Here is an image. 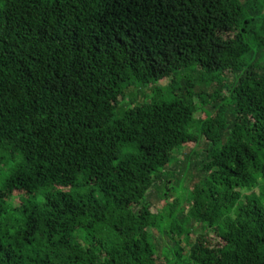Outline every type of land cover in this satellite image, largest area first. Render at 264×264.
<instances>
[{"label": "trees", "instance_id": "1", "mask_svg": "<svg viewBox=\"0 0 264 264\" xmlns=\"http://www.w3.org/2000/svg\"><path fill=\"white\" fill-rule=\"evenodd\" d=\"M158 250L264 264V0H0V264Z\"/></svg>", "mask_w": 264, "mask_h": 264}, {"label": "rangeland", "instance_id": "2", "mask_svg": "<svg viewBox=\"0 0 264 264\" xmlns=\"http://www.w3.org/2000/svg\"><path fill=\"white\" fill-rule=\"evenodd\" d=\"M173 82V81H172ZM168 84V82L167 81H162V85H167ZM134 91H136V89H131L130 90V92H134ZM196 117H204V113H201L200 111L196 114ZM206 142L203 140L202 142H201V146H200V149L199 150H203L204 149V147L206 148ZM179 158H184V154L183 155H181V154H179V155H177ZM192 173V172H191ZM191 173H189L187 176L188 177H190L191 176ZM193 173H194V170H193ZM184 185H185V187H187L188 185H189V178H185V181H184ZM151 201H152V203H153V206H152V208L154 209V210H156V211H158V210H161V208H162V205H163V202L161 201V200H159V198L157 197V196H153L152 198H151ZM188 211V210H187ZM195 227L197 228V231H195V234H198V233H200V232H202L201 231V226L200 225H197V224H195ZM155 235H156V237H157V239H158V241H159V249H162L164 246H167V245H170L171 244V241L166 237V236H162V235H160L159 233H155ZM211 237H214L213 236V234H212V236ZM158 257H159V262L161 263V264H165V257L162 255V253H161V250H158Z\"/></svg>", "mask_w": 264, "mask_h": 264}]
</instances>
